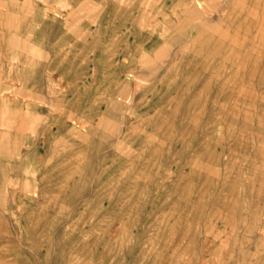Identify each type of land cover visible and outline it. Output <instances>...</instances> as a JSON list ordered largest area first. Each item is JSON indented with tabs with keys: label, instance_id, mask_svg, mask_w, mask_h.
<instances>
[{
	"label": "rangeland",
	"instance_id": "obj_1",
	"mask_svg": "<svg viewBox=\"0 0 264 264\" xmlns=\"http://www.w3.org/2000/svg\"><path fill=\"white\" fill-rule=\"evenodd\" d=\"M0 264H264V0H0Z\"/></svg>",
	"mask_w": 264,
	"mask_h": 264
},
{
	"label": "bare ground",
	"instance_id": "obj_2",
	"mask_svg": "<svg viewBox=\"0 0 264 264\" xmlns=\"http://www.w3.org/2000/svg\"><path fill=\"white\" fill-rule=\"evenodd\" d=\"M229 1V0H228ZM226 2V1H225ZM225 4V3H224ZM199 6V5H198ZM220 10V9H219ZM238 27V26H237ZM39 64V63H38ZM2 75V74H1ZM22 110V109H21ZM36 119V118H35ZM232 197V196H231Z\"/></svg>",
	"mask_w": 264,
	"mask_h": 264
}]
</instances>
